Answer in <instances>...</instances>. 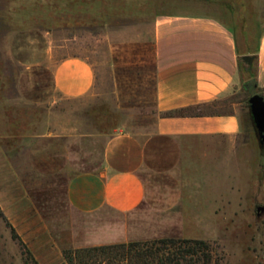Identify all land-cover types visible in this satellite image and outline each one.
I'll use <instances>...</instances> for the list:
<instances>
[{
    "label": "rangeland",
    "instance_id": "1",
    "mask_svg": "<svg viewBox=\"0 0 264 264\" xmlns=\"http://www.w3.org/2000/svg\"><path fill=\"white\" fill-rule=\"evenodd\" d=\"M161 13L216 17L233 30L242 54L257 48L264 31V0H0V140L31 186L43 182L26 171L38 138L98 139L102 156L104 138L123 130L125 110L113 93L109 48L115 40L148 34ZM77 53L97 69L89 95L43 105L22 97L24 70ZM240 72L243 80L249 77ZM251 97L241 86L219 104L238 109L237 138L154 142L156 151L142 170L148 199L140 217L149 233L215 243L223 264H264V213L257 211L264 206V145L250 116ZM130 131L145 139L151 130ZM56 184L52 205L63 215V185ZM25 247L0 210V264H34Z\"/></svg>",
    "mask_w": 264,
    "mask_h": 264
},
{
    "label": "crops",
    "instance_id": "2",
    "mask_svg": "<svg viewBox=\"0 0 264 264\" xmlns=\"http://www.w3.org/2000/svg\"><path fill=\"white\" fill-rule=\"evenodd\" d=\"M148 31L110 45L113 93L125 112L123 130L104 138L102 156L98 139L38 138L26 171L43 182L31 186L0 140V210L38 264H69V249L163 238L149 233L140 217L148 199L142 170L156 141L237 138L242 132L238 109L219 105L243 86L233 30L210 15L161 13ZM97 81L94 64L77 53L28 67L19 90L29 104L43 105L56 97L84 98ZM257 81L264 91V31ZM133 129L151 131L142 139ZM57 182L63 215L52 205Z\"/></svg>",
    "mask_w": 264,
    "mask_h": 264
},
{
    "label": "trees",
    "instance_id": "3",
    "mask_svg": "<svg viewBox=\"0 0 264 264\" xmlns=\"http://www.w3.org/2000/svg\"><path fill=\"white\" fill-rule=\"evenodd\" d=\"M259 40L254 51L240 53L239 59L240 71L249 76L243 80V89L252 96L263 91L259 88L257 81ZM244 55L252 57L251 64L242 59ZM250 116L252 117L251 113ZM11 229L13 238L24 247L25 244L15 230ZM27 255L34 264H38L28 249ZM64 256L69 264H223L224 260L220 247L215 243L177 237L77 250L69 249L64 251Z\"/></svg>",
    "mask_w": 264,
    "mask_h": 264
},
{
    "label": "water",
    "instance_id": "4",
    "mask_svg": "<svg viewBox=\"0 0 264 264\" xmlns=\"http://www.w3.org/2000/svg\"><path fill=\"white\" fill-rule=\"evenodd\" d=\"M242 59L249 64L252 63V57L250 55H244ZM249 104L253 122L260 137V142L264 145V97L255 94L249 99ZM257 211L259 215L264 213V206H259Z\"/></svg>",
    "mask_w": 264,
    "mask_h": 264
}]
</instances>
